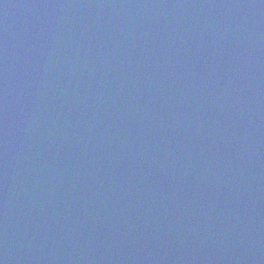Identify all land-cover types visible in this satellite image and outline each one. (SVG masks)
<instances>
[{
    "label": "water",
    "instance_id": "1",
    "mask_svg": "<svg viewBox=\"0 0 264 264\" xmlns=\"http://www.w3.org/2000/svg\"><path fill=\"white\" fill-rule=\"evenodd\" d=\"M0 264H264V0H0Z\"/></svg>",
    "mask_w": 264,
    "mask_h": 264
}]
</instances>
